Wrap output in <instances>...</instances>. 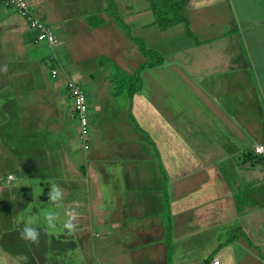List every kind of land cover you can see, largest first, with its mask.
I'll return each instance as SVG.
<instances>
[{"label": "crops", "instance_id": "1", "mask_svg": "<svg viewBox=\"0 0 264 264\" xmlns=\"http://www.w3.org/2000/svg\"><path fill=\"white\" fill-rule=\"evenodd\" d=\"M23 1L57 45L36 55L26 20L0 0V264H41L53 248L50 264H65L61 251L81 264H167L165 199L171 264H264V155L253 153L264 147V0H189L196 40L184 24L161 30L147 0H113L131 36L164 58L132 98L113 94L112 65L133 75L143 57L107 0ZM69 79L86 97L87 150ZM50 209L74 211L76 231L48 229ZM25 215L38 243L21 238Z\"/></svg>", "mask_w": 264, "mask_h": 264}, {"label": "trees", "instance_id": "2", "mask_svg": "<svg viewBox=\"0 0 264 264\" xmlns=\"http://www.w3.org/2000/svg\"><path fill=\"white\" fill-rule=\"evenodd\" d=\"M150 3L151 11L155 16V24L161 30H167L173 26L184 24L186 26V34L190 38L196 40L195 36L190 32L187 21L185 19V9L189 0H147ZM108 10L111 14L113 21L116 26L125 33L126 37L133 42L141 56L143 57V61L137 67L136 71L133 75H127L118 70L117 67L113 66V76L111 79L112 83V91L114 95H119L121 93H125L128 98H132V96L139 92L142 87L141 82V72L150 68L159 67L164 63V58L154 52L149 50L145 43L131 36L130 30L123 24V22L119 19L116 11L114 10L113 0H107ZM165 212L163 215V223H164V231H165V242L168 249V258L167 264H171V226H170V218H169V207L167 203V199H165ZM231 239V238H230Z\"/></svg>", "mask_w": 264, "mask_h": 264}, {"label": "built area", "instance_id": "3", "mask_svg": "<svg viewBox=\"0 0 264 264\" xmlns=\"http://www.w3.org/2000/svg\"><path fill=\"white\" fill-rule=\"evenodd\" d=\"M3 4L6 7L13 8L21 17H23L28 23L29 30L36 33L35 44H45L50 49H54L57 45V37L54 35L51 28L41 22L29 9L27 4L23 0H3ZM52 59L53 56H52ZM58 69L51 71L52 77H56ZM67 93L71 99L72 108L77 118L79 125V140L84 150H87L89 145V122H88V106L86 102L85 94L80 86L68 80L66 83ZM253 153L257 156L264 155V147L255 145L253 147ZM8 181L13 180V176L7 177ZM213 264H219V259L213 260Z\"/></svg>", "mask_w": 264, "mask_h": 264}, {"label": "clouds", "instance_id": "4", "mask_svg": "<svg viewBox=\"0 0 264 264\" xmlns=\"http://www.w3.org/2000/svg\"><path fill=\"white\" fill-rule=\"evenodd\" d=\"M62 198V190L57 185L53 184L48 195L49 202L59 208L61 207L59 202L62 200ZM43 215L47 227L50 230H55L56 224L60 223L61 230L66 229L69 234H72L76 231L75 221L77 219V214L74 211H65V218L63 220H61L60 212L53 211L51 209L45 212ZM21 219L25 221L24 228L21 233V238L32 243H38L40 233L35 227H32L35 221L31 217H28L26 215L22 216Z\"/></svg>", "mask_w": 264, "mask_h": 264}, {"label": "rangeland", "instance_id": "5", "mask_svg": "<svg viewBox=\"0 0 264 264\" xmlns=\"http://www.w3.org/2000/svg\"><path fill=\"white\" fill-rule=\"evenodd\" d=\"M108 14H110L109 12H108ZM27 22V21H26ZM28 23V22H27ZM32 34V38H34V37H36V33H33L32 31H30ZM51 52H53V50L52 49H50L48 46H46L45 44H41L37 49H35L34 50V53L36 54V55H38L39 53L40 54H45V55H47V54H50ZM52 54V53H51ZM45 69H44V74H45V77H48V67L47 66H45L44 67ZM5 78H6V75L4 76V78H3V80H5ZM13 95L15 96V93H13ZM13 95H12V98H13ZM30 96V95H29ZM0 101H1V103H6V102H9V100H8V94H7V97H5V96H0ZM15 105V104H14ZM7 107L9 108V104L7 105ZM11 114L14 116L15 115V111H12V109H11ZM88 118H89V112H88ZM13 124H15V123H13ZM16 129V127L14 126V125H10V127H9V131L11 130V129ZM16 132H18V131H16ZM15 133V132H14ZM12 135V134H11ZM13 135H17V134H13ZM19 136V135H18ZM6 138H7V142H8V144H9V147H12V146H14L15 144V142H13L12 141V138L10 137V136H8V135H6ZM6 181H7V179H6ZM4 183V182H3ZM5 183H10V182H5ZM40 220H41V222H43V223H45L46 224V222H45V220H44V217L41 215L40 216ZM56 238V237H55ZM8 245V248L9 249H11L13 252H16V247H17V244H14V245H12V244H7ZM56 253V250L53 248V249H50L49 250V252L47 251V252H44L43 253V256H42V263L41 264H50V263H48L49 262V260H48V255H52V256H54L55 257V254ZM67 254V257L68 258H66V259H64L65 258V255ZM57 257H58V259H60V260H66L65 261V264H69L68 262H71V264H81L80 263V261H79V259L77 258L78 257V255L76 254H72V256H70L69 257V255H68V253H67V251H61V252H57ZM70 258V259H69Z\"/></svg>", "mask_w": 264, "mask_h": 264}]
</instances>
